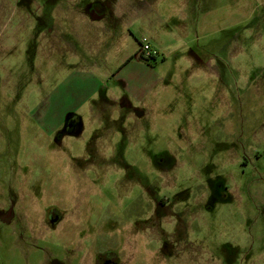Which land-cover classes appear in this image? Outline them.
Returning a JSON list of instances; mask_svg holds the SVG:
<instances>
[{
  "label": "rangeland",
  "instance_id": "rangeland-1",
  "mask_svg": "<svg viewBox=\"0 0 264 264\" xmlns=\"http://www.w3.org/2000/svg\"><path fill=\"white\" fill-rule=\"evenodd\" d=\"M116 1L0 0V264H264V0H196L146 116L63 120L131 95L132 41L68 18Z\"/></svg>",
  "mask_w": 264,
  "mask_h": 264
},
{
  "label": "crops",
  "instance_id": "crops-1",
  "mask_svg": "<svg viewBox=\"0 0 264 264\" xmlns=\"http://www.w3.org/2000/svg\"><path fill=\"white\" fill-rule=\"evenodd\" d=\"M119 1L117 0L108 6H102L97 3L86 10L80 7L76 10L74 6L71 7L72 12L69 13L68 18L71 21L72 19L79 20L82 18L87 20L88 23L98 26L106 24L105 26H109L110 29L114 28V34L118 38L122 37L123 40L130 39L132 41L129 50L121 55L120 62L116 64V67L120 64L117 70L116 67L109 66L104 73L105 76L113 74V83L118 87L122 86L124 92H128L131 95L129 98L125 97L120 87L119 91H116V95H114L116 86L113 87V90L111 87V92L110 89L104 87L103 90H106L105 95L108 101L105 99L106 101L97 104L96 101L92 100H86L87 102H85L82 97L81 101L73 105H66L65 109L62 110L64 114L63 120L76 119L78 110L83 104L87 103L90 115H95L98 119H106L108 117L106 114H109L110 110L117 108V112L120 114L125 110L126 103L131 102V100L142 108L144 107L143 104L146 105L143 112V115L145 113L146 116V110H149V98L155 94L157 88L165 89L168 80H170L169 75L162 70V66L169 61L174 54L173 52H179L183 46L182 43L186 35L183 22L186 21L189 15L195 16L196 32L194 34L196 35L199 33L198 29L201 30V26L204 24L203 19L207 17V13L200 8V3L196 0H174L173 3L163 2L165 0H124L127 2L124 8L117 4ZM128 29H134V31L130 33ZM125 31L128 33L126 34ZM143 42L150 44L157 51L156 61L158 56L161 55V63L150 64L138 57L137 50ZM175 46L177 47L172 51ZM111 50L113 52L117 50L113 48V43L103 47V52L106 51L107 53ZM189 53V57L186 56L187 59L185 60L192 65H203L205 63L202 62L194 50H189ZM94 84L89 87L90 95L100 91L98 90L99 84ZM139 116L141 117V115Z\"/></svg>",
  "mask_w": 264,
  "mask_h": 264
},
{
  "label": "built area",
  "instance_id": "built-area-1",
  "mask_svg": "<svg viewBox=\"0 0 264 264\" xmlns=\"http://www.w3.org/2000/svg\"><path fill=\"white\" fill-rule=\"evenodd\" d=\"M138 57H143L149 59L151 57H156L158 55L157 51L151 47L150 44L143 42L140 44L137 50Z\"/></svg>",
  "mask_w": 264,
  "mask_h": 264
},
{
  "label": "trees",
  "instance_id": "trees-1",
  "mask_svg": "<svg viewBox=\"0 0 264 264\" xmlns=\"http://www.w3.org/2000/svg\"><path fill=\"white\" fill-rule=\"evenodd\" d=\"M140 58L143 59V60H145V62L152 64V61H155V58H156V57H151V58H149V59H145V58H143V57H140Z\"/></svg>",
  "mask_w": 264,
  "mask_h": 264
},
{
  "label": "flooded vegetation",
  "instance_id": "flooded-vegetation-1",
  "mask_svg": "<svg viewBox=\"0 0 264 264\" xmlns=\"http://www.w3.org/2000/svg\"><path fill=\"white\" fill-rule=\"evenodd\" d=\"M107 261H104V263H106Z\"/></svg>",
  "mask_w": 264,
  "mask_h": 264
},
{
  "label": "water",
  "instance_id": "water-1",
  "mask_svg": "<svg viewBox=\"0 0 264 264\" xmlns=\"http://www.w3.org/2000/svg\"><path fill=\"white\" fill-rule=\"evenodd\" d=\"M106 264V263H105Z\"/></svg>",
  "mask_w": 264,
  "mask_h": 264
}]
</instances>
